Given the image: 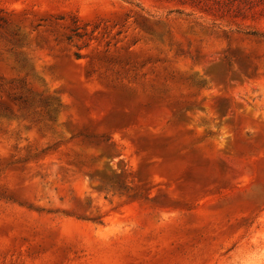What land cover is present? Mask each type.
Listing matches in <instances>:
<instances>
[{"label":"rangeland","instance_id":"rangeland-1","mask_svg":"<svg viewBox=\"0 0 264 264\" xmlns=\"http://www.w3.org/2000/svg\"><path fill=\"white\" fill-rule=\"evenodd\" d=\"M224 2L0 0V264H264V0Z\"/></svg>","mask_w":264,"mask_h":264},{"label":"trees","instance_id":"trees-1","mask_svg":"<svg viewBox=\"0 0 264 264\" xmlns=\"http://www.w3.org/2000/svg\"><path fill=\"white\" fill-rule=\"evenodd\" d=\"M262 4H264V2ZM221 6L223 7V9H226L225 15L234 19L240 17L246 19L247 17H249L248 13H252V15H256L255 13H253V8L251 7L247 8L246 0H227V2L222 3ZM246 34L252 37H259V35L256 33H246ZM17 102L19 103L20 106V112L23 111L24 108L27 109L26 108L27 105L25 101H20L19 99ZM43 106H44V110H46V108H48L50 104L48 102H44ZM0 113H3L6 117H11L13 115L12 112H10L7 109L3 110ZM49 120H52V118L49 117Z\"/></svg>","mask_w":264,"mask_h":264}]
</instances>
